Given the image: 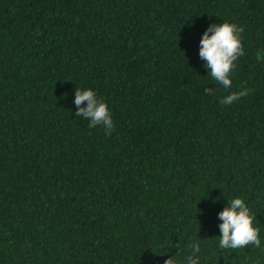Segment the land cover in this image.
Here are the masks:
<instances>
[{
	"label": "trees",
	"instance_id": "1",
	"mask_svg": "<svg viewBox=\"0 0 264 264\" xmlns=\"http://www.w3.org/2000/svg\"><path fill=\"white\" fill-rule=\"evenodd\" d=\"M223 22L244 28L227 89L199 56ZM235 198L259 248L219 247ZM195 240L199 264H264V0H0V264H185Z\"/></svg>",
	"mask_w": 264,
	"mask_h": 264
},
{
	"label": "clouds",
	"instance_id": "2",
	"mask_svg": "<svg viewBox=\"0 0 264 264\" xmlns=\"http://www.w3.org/2000/svg\"><path fill=\"white\" fill-rule=\"evenodd\" d=\"M244 28L235 23H213L204 32L200 41L199 56L206 61L205 67L209 75L224 88L232 87L230 74L236 68V62L245 55L240 34ZM260 58L258 54V59ZM249 89H241L226 96L221 103L231 105L250 94ZM206 94H213L212 88L205 89ZM87 106L84 107V102ZM75 105L78 107L76 115L89 121L90 128L103 126L106 135L111 136L115 129L108 104L97 98L91 89H76ZM222 223L219 225L221 236L219 247L223 249H239L253 245L261 246L260 229L254 226V217L251 210L242 198L228 200V205L219 213ZM190 255L186 257L185 264H199L198 254L201 251L199 240L189 245ZM164 264H177L175 257L165 260Z\"/></svg>",
	"mask_w": 264,
	"mask_h": 264
}]
</instances>
